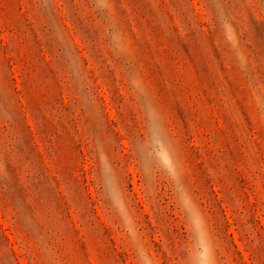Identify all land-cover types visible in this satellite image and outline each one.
I'll return each mask as SVG.
<instances>
[{"label": "rangeland", "instance_id": "obj_1", "mask_svg": "<svg viewBox=\"0 0 264 264\" xmlns=\"http://www.w3.org/2000/svg\"><path fill=\"white\" fill-rule=\"evenodd\" d=\"M180 190L264 264V0H0V264H196Z\"/></svg>", "mask_w": 264, "mask_h": 264}, {"label": "clouds", "instance_id": "obj_2", "mask_svg": "<svg viewBox=\"0 0 264 264\" xmlns=\"http://www.w3.org/2000/svg\"><path fill=\"white\" fill-rule=\"evenodd\" d=\"M224 27L227 33L230 26L225 22ZM138 95L144 101L142 107L146 112L154 110V107L151 102L147 99V93L145 92L142 86H140V91ZM170 175L174 179L178 177V164H173L172 168L170 169ZM178 198L182 208L184 209V212H186L189 216L190 223L196 237V264H215V247L208 232L207 224L204 220L203 214L200 213L198 210L194 211V202L191 200V197L188 193L184 192L183 190H180ZM109 200L111 201L114 210L119 215L123 227L126 231L129 232L132 238L135 239L136 237L133 222L131 221L130 214L127 211L126 204H124L122 198L115 192H110ZM137 255L139 258V264H150V260L148 258L147 253L142 248H140L139 245L137 246Z\"/></svg>", "mask_w": 264, "mask_h": 264}]
</instances>
